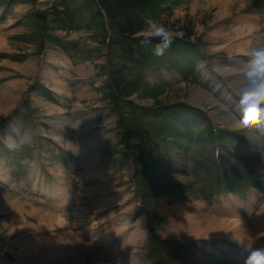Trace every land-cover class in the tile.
<instances>
[{"label": "rangeland", "instance_id": "obj_1", "mask_svg": "<svg viewBox=\"0 0 264 264\" xmlns=\"http://www.w3.org/2000/svg\"><path fill=\"white\" fill-rule=\"evenodd\" d=\"M221 1L155 0L158 10L136 5L143 28L150 15L183 33L163 57H155L156 40L148 46L118 43L121 37L106 25L99 0H0V23L14 22L8 51L0 55V85L21 81L8 110L0 107V264H244L246 249L264 248V133L258 134L264 124L239 125L237 95L241 88H258L245 79L261 81L246 76L251 58L237 50H247L240 45L246 36L262 33L256 29L264 26V0ZM98 21L105 26L102 35ZM250 25L255 30L248 31ZM128 48L132 55L124 60ZM117 70L125 78L118 84ZM155 105H187L191 111L178 121L182 131L189 128L186 121L196 130L227 129L230 142L208 129L191 140L186 136L182 145L166 132L161 136L162 125L169 129L150 116ZM134 114L140 120L129 132L133 148L143 131L156 141L146 142V149L142 141L150 166L143 170V163L137 175L124 154L121 128L123 118L128 125ZM213 152L239 195L214 181L217 175L208 170L217 162ZM241 170L259 176L253 184L261 185L240 178ZM144 174L151 184L175 181L179 187H158L146 197L134 182ZM227 203L235 208L231 217L228 210L220 213ZM189 209L220 218L218 224L242 219L243 226L219 224L220 237L184 238L175 214ZM105 231L111 237H103ZM112 249L119 252L112 255Z\"/></svg>", "mask_w": 264, "mask_h": 264}, {"label": "trees", "instance_id": "obj_2", "mask_svg": "<svg viewBox=\"0 0 264 264\" xmlns=\"http://www.w3.org/2000/svg\"><path fill=\"white\" fill-rule=\"evenodd\" d=\"M99 1L102 4L103 13L106 16V25L112 30H115L116 32H118L121 37V39H118V43L121 41H123L124 43H130L129 44L130 47L131 46L134 47L135 45L134 43H140L139 40L141 38L136 37V33L143 29L142 23L141 22L139 23L138 19L136 18V17H140L139 16L140 14L139 12H135L136 11L135 6L139 5V3L142 2L146 8L158 10L155 0H99ZM96 25H97V30L99 31L101 35L104 34V32L106 33L103 22L98 21V24ZM108 38L110 39V37ZM175 41H179V40H175ZM113 43L116 44V41H113ZM178 44H179L178 42L174 43V45H178ZM173 47L175 48V46ZM124 54L125 55H122V56L124 57V60H125L127 56L132 55V49L130 48L126 49L124 51ZM115 72L116 74L113 80L118 84L119 81H122L125 78H124V74L123 76L122 74H120L121 71L117 70ZM119 74H120L119 79H116V76H118ZM124 83L126 82L124 81ZM124 86L128 87L130 85L124 84ZM120 90H123V87H120ZM120 93H116L114 95V98L118 99L117 97H119L118 95H120ZM153 107H154V109L152 108L153 113L151 112L150 116L156 118L157 120L160 119L161 121H166V129H169V131H171V132L169 131L167 132L164 128V125H162L160 132H159L161 136L164 135V133L166 132L170 134L172 138L178 144H181L182 140H186V136H189V139H190L192 137H195L197 133H202L205 130V129L196 130L195 128L186 125L187 128L189 127L188 130L186 132L182 131L181 127L178 125V121L180 120L182 115L186 114L190 110V107H188L187 105L183 106L180 109H176L174 107L164 109L163 106H157V105ZM143 111H145V109H143ZM139 120H140L139 115L137 116L134 114L133 116H131L130 121H128L129 124L126 125V118H123L124 124L121 127L123 130V135H124L125 144H126L124 152L126 155L130 157L136 175L138 171L140 170L143 163H144L143 170H147V166H150V162L148 161L149 158L144 156V152H147V150L142 151V148L140 147V145L142 144V141L144 143L143 144L144 149L147 148L146 142L147 143L154 142V144L156 142L152 135L148 133H144L143 131V135L140 138V141L138 142V144L135 143L136 146H134L133 148L134 143H132L129 140V132L131 130V127H135L137 123L139 122ZM186 120L187 119L184 118L183 122H185ZM160 124L162 123H159V125ZM228 132L229 131H227V129H219V130L215 129L214 131L215 137L217 139L220 138L219 141L224 142V143H226L228 139L227 135L230 134ZM208 134H213V131L210 129ZM208 134H206L203 137V140H206V138L207 139L209 138L207 137ZM227 142H230V141L228 140ZM183 144H186V143H183ZM141 158L144 159V162H140ZM211 159H212V155H211ZM213 159L215 160L214 156H213ZM208 170L210 172L214 171V173L217 175V179H214V181H216L217 183H224V188L226 190L237 191V192L241 190L240 187L236 186L235 181L229 178V176L226 174L228 171H226L223 168L220 162L217 163V162L212 161V163L208 167ZM239 172H240V175L243 177L247 176L246 174L249 173L246 170H241ZM248 176L252 178L258 177L252 173ZM137 179H139L138 176L135 179L137 187L140 188V190L143 192V195L146 197L150 196L151 193H154L158 187L160 188L179 187V184L176 183L175 181L167 182L165 185L164 184H151L147 180L149 178L145 174L143 176V179H141L140 181ZM162 186H165V187H162Z\"/></svg>", "mask_w": 264, "mask_h": 264}, {"label": "bare ground", "instance_id": "obj_3", "mask_svg": "<svg viewBox=\"0 0 264 264\" xmlns=\"http://www.w3.org/2000/svg\"><path fill=\"white\" fill-rule=\"evenodd\" d=\"M209 1V0H208ZM221 0H212V3H218V2H220ZM226 1V0H225ZM224 0H223V2H225ZM222 2V1H221ZM222 2V3H223ZM226 3V2H225ZM6 14V13H5ZM4 14V15H5ZM3 16V15H2ZM4 17V16H3ZM9 18H10V16H9ZM250 18V17H249ZM255 18H257V17H255ZM241 19H243V17L241 18ZM11 19H9V21H10ZM17 20V19H16ZM246 20V19H245ZM250 20H252V19H250ZM260 20V19H259ZM19 21V20H18ZM255 21V20H254ZM1 22V21H0ZM240 22V21H239ZM242 22V21H241ZM245 22V21H244ZM249 22V21H248ZM261 22V21H260ZM254 23V22H253ZM252 23V24H253ZM14 24V22L13 21H10V22H7L6 24H3V23H0V53H2V54H0V55H5V54H3L4 52H5V50H7V48H9L8 47V45H7V38L8 37H10V36H12L14 33L12 32L13 30V28L11 29L12 31H10V29H8L11 25H13ZM241 24V23H240ZM262 25V24H261ZM242 28H243V26H241ZM239 29H241V28H239ZM239 29H237V30H239ZM251 30H255V28L253 27V26H248V31H251ZM226 31V30H225ZM225 31H222V30H220V34L221 35H227L228 34V32H225ZM244 30H240L239 32H237L236 34L237 35H241L242 34V32H243ZM260 32H264V26H262V28H260V29H256V33H260ZM215 33V32H214ZM217 33V32H216ZM235 33V32H234ZM259 34V36L257 35L254 39H252V37H248L247 38V36H246V38H245V40H242L241 42H240V45H242V48L244 47V45L246 46V48H247V50H242V49H236L237 51H238V53H239V55H243V56H245V58L247 57V59L248 58H251L250 57V53H251V51L254 49V48H264V34ZM229 34H231V33H229ZM230 38V37H229ZM223 39H224V37H223ZM232 39V38H231ZM238 39V38H237ZM240 39V38H239ZM241 40V39H240ZM239 41V40H238ZM238 46V45H237ZM239 48H240V46H239ZM241 50V51H240ZM8 51V50H7ZM11 51V50H10ZM9 51V52H10ZM1 58V57H0ZM11 58V57H10ZM246 59V60H247ZM249 60V59H248ZM5 62V61H4ZM43 63V62H42ZM7 64V63H6ZM9 64H10V62H9ZM13 65V64H12ZM249 65V64H248ZM1 67H3V65L2 64H0V68ZM13 67V66H12ZM22 67H24V70H26V71H28V68H29V64H24ZM247 67V66H246ZM10 68V67H9ZM43 68V67H42ZM236 68V67H235ZM215 69V68H214ZM222 69V68H221ZM241 69V68H240ZM239 69V70H240ZM244 69V68H243ZM242 69V70H243ZM3 70L4 69H2V72H3ZM19 70V69H18ZM23 70V69H22ZM241 70V71H242ZM21 71V70H20ZM217 71V70H216ZM233 71V70H232ZM246 71V70H245ZM8 72V71H7ZM29 72V71H28ZM243 72V71H242ZM6 73V72H5ZM20 73V72H19ZM229 73V72H228ZM223 74V73H222ZM243 74V73H242ZM2 75V73H0V79L3 77V76H1ZM16 76V75H15ZM222 76V75H221ZM229 76V74L227 75V77ZM237 76V75H236ZM244 76V75H243ZM4 77H5V75H4ZM11 77V76H10ZM224 77V76H223ZM225 78V77H224ZM253 78V77H252ZM6 79V78H5ZM8 79V78H7ZM222 79V78H221ZM242 79V78H241ZM257 79V78H256ZM225 80V79H224ZM236 80V79H235ZM253 80V79H252ZM258 80V79H257ZM2 81V80H1ZM243 82H244V80H242ZM242 81H240V79L238 80V81H235L236 83H240V86H243L244 85V83L242 82ZM255 81V80H254ZM259 81V80H258ZM234 82V81H233ZM234 82V83H235ZM245 82H247V83H257V85H258V87L260 86V84L262 83L261 81L260 82H253V81H251V79L249 80V79H245ZM19 84H21V81H18V80H14V79H11V80H8V82H5L4 84H2V85H0V107L2 106L3 108H5V109H7L8 110V107L9 106H11L12 105V102H13V100L15 99V95H16V93H17V91H18V85ZM231 85V84H230ZM247 85V84H246ZM251 85H253V84H250V86ZM57 86L58 85H56V86H54V88H51L52 90H54V91H56L58 88H57ZM24 87V86H23ZM244 87V86H243ZM22 88V87H21ZM226 88V87H225ZM245 90V91H247L246 90V88H241V90ZM249 89V88H248ZM238 92V91H237ZM17 99V98H16ZM213 100V99H212ZM15 103V102H14ZM214 105V104H213ZM42 192H44V193H46V191H43L42 190ZM228 205H230L229 203H227ZM182 207V206H181ZM187 207V206H186ZM232 208H234V207H232V205H230V207H227V208H221V212L220 213H223V210L225 209V210H228L227 212V214L228 215H230V217L232 216L231 215V213H229L230 212V210L232 209ZM175 209V208H174ZM235 209V208H234ZM172 210V209H171ZM187 210V209H186ZM190 210V209H189ZM192 210V209H191ZM190 210V211H191ZM196 210V209H195ZM264 210V205L261 207V210H260V212H262ZM183 211V210H182ZM199 211V210H198ZM211 211H213V210H211ZM184 212V211H183ZM226 212V211H225ZM201 213V212H200ZM237 213V212H236ZM224 214H226V213H224ZM259 214V213H258ZM257 214V215H258ZM261 214V213H260ZM177 217H176V219H178V220H176L175 222H176V226L178 227L177 229L179 230L178 231V233L181 235V234H183V237L184 238H187V237H204V236H209V235H214V236H219V235H221L223 232L222 231H220L219 230V224H221L220 225V227H224L225 225H227L228 223H229V225H234V227L237 229V227L238 226H241L243 223H242V221H240V220H242V219H240L239 221L238 220H236L235 218L233 219V218H228V220H226V219H224V221H222V223H219L218 224V222H219V220H220V218H219V220H218V222L216 221H213V220H209L208 219V217H210V216H208V217H204V216H200V215H197L195 212H192L191 211V213L189 212L188 214H182V213H176L175 214ZM234 215V214H233ZM27 216H29V215H27ZM226 216V215H225ZM259 216V215H258ZM222 217H224V216H222ZM234 217V216H233ZM227 218V217H226ZM258 217H254V220L255 219H257ZM24 219V218H23ZM260 219V218H259ZM21 220V219H20ZM81 221V220H80ZM258 222H261V221H259L258 220ZM80 224L82 223V222H79ZM257 223V222H256ZM79 224V225H80ZM245 224V223H244ZM248 225V224H247ZM259 225V224H258ZM261 225V224H260ZM243 226V225H242ZM241 226V227H242ZM257 226V225H256ZM59 227V226H58ZM262 227V226H261ZM246 229L248 228L247 226L245 227ZM251 228H252V226H251ZM250 228V229H251ZM249 229V228H248ZM107 230H109V229H107ZM239 230H241L240 228H239ZM243 231V230H242ZM252 231V230H251ZM106 232V233H105ZM104 232V235H103V237H111V232L110 231H105ZM248 232V231H247ZM253 232V231H252ZM114 233V232H113ZM134 233V232H133ZM255 233V232H254ZM257 233H259V232H257ZM103 234V233H102ZM132 234V233H131ZM137 234V233H136ZM240 234H242V233H240ZM253 234V233H252ZM251 234V235H252ZM256 234V233H255ZM260 234V233H259ZM256 235H258V234H256ZM255 235V236H256ZM223 236V235H222ZM90 237H92V236H90ZM220 237V236H219ZM62 238H63V236H62ZM246 238H247V236H246ZM110 239V238H109ZM63 240H66V241H70V239L67 237V235H65L64 236V238H63ZM99 240V239H98ZM102 240V239H101ZM129 240V239H128ZM239 240V239H238ZM242 240V239H241ZM252 240V239H251ZM103 241V240H102ZM255 241V240H254ZM75 242H77V240H75ZM106 242V241H105ZM84 243V242H83ZM82 242H81V245H83V246H85V244H83ZM103 243V242H102ZM244 244H245V242H244ZM114 248V247H113ZM219 248V247H218ZM222 249V248H221ZM112 255H113V253H118L119 251L118 250H116V249H112ZM109 254H110V252H109ZM111 256V255H110ZM233 256V255H232ZM120 257V256H119ZM119 257H113L114 259H118ZM233 258V257H232ZM113 259V260H114ZM237 259V258H236ZM227 262V261H226ZM237 262V261H236Z\"/></svg>", "mask_w": 264, "mask_h": 264}, {"label": "clouds", "instance_id": "obj_4", "mask_svg": "<svg viewBox=\"0 0 264 264\" xmlns=\"http://www.w3.org/2000/svg\"><path fill=\"white\" fill-rule=\"evenodd\" d=\"M145 27L136 33L141 46L151 45L153 40L158 41L153 48L155 57H163L175 39L182 38L183 33L174 30L159 18L146 16ZM250 66L247 77L259 78L262 83L257 89L238 91L242 115L238 121L243 128L264 124V48H254L250 53ZM244 264H264V248L248 250Z\"/></svg>", "mask_w": 264, "mask_h": 264}]
</instances>
